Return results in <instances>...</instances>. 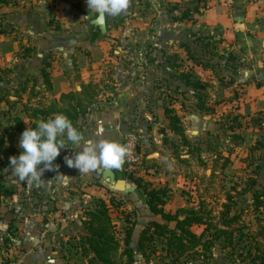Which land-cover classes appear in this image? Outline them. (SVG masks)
<instances>
[{
  "label": "crops",
  "instance_id": "crops-1",
  "mask_svg": "<svg viewBox=\"0 0 264 264\" xmlns=\"http://www.w3.org/2000/svg\"><path fill=\"white\" fill-rule=\"evenodd\" d=\"M130 1L132 2V18L137 22L136 32L141 33L146 26L149 30L152 28L154 34L158 30H163L164 40L175 38L181 43L188 44V36L197 33L190 28L198 30L207 28V36L210 40H216V31L220 29L221 22L225 23L224 31L229 39L223 43L228 53L235 57V64L232 62L231 64L244 67L239 78L235 80V82L244 83L239 106L255 111L264 110V0H233L232 7L223 18L220 0ZM0 6L5 8V22L9 26V30L6 29V32L0 35L9 36L16 30L20 31L23 36L22 44H25L27 49H31V55L27 58L40 50L48 51L46 54L51 53V66L48 69L54 97L58 98L59 95L68 91H80L82 84L91 83L93 85L92 94L96 103L92 105L97 106L94 108V105L91 108V105L88 113L79 122L84 139H105L120 143L124 134V120L126 119L124 114H133L136 108L144 109L145 104L141 107L138 101L134 102L136 98L132 97V93L127 90L130 84L113 90L100 89L102 83L105 80L109 82L110 79H106V75L101 72L96 74L97 65H102L103 59H91L86 55L89 52L93 55L99 49L107 48L109 43L98 39V34H101L96 27L90 24V11L86 0H65L59 4H54L50 0H7ZM145 7H148L150 11L148 16L142 15L141 9ZM239 17L242 18L241 22L237 21ZM84 18L87 23L84 22ZM162 19L164 25L160 27L159 20ZM105 20L107 27L108 21ZM206 20L207 23H205ZM177 24L180 25V31L173 30ZM197 35L200 34L197 33ZM151 44L152 46L157 45L154 42ZM215 44V50L219 51L220 43ZM137 76H134L130 82H140V75ZM117 78L114 76L110 80L118 82ZM74 79L76 85L74 89H71L69 83ZM228 80L233 82L231 79ZM87 116H90L88 123L85 121ZM185 118L187 120L185 133L187 135L189 132L198 133L196 125L198 121L192 122L188 119V115ZM201 126H203L202 129H214L216 123L208 125L203 123ZM100 127H103V133L97 136L96 133ZM252 129L255 131L254 138L257 139L258 135L263 137L261 150L255 156L251 155L250 161L244 160L245 164L242 167H239L242 163L239 161V156L235 153L230 154L228 168L230 174L227 178L234 182H230L228 189H247L245 179L250 172L256 167L259 177L264 171V128L253 127ZM79 150V148L73 149L67 152V156L74 158L75 152ZM155 154L153 155L155 157L148 154L146 158L152 156L150 162L147 161L146 166L139 167L131 176L111 169L115 174L114 183L103 179L99 173L102 169L84 174L79 173L76 168H69L66 164L57 171L46 170L42 175L43 182L39 186L33 185L31 190L26 187L25 182H22L21 195L23 198L20 205L13 203L10 206V212L5 217L7 233L1 237L0 243L2 239L7 238V248L0 250V264H65L66 261L63 259L76 255L73 246L84 234L83 210L93 198H102L105 201H108L110 196L115 198L118 206L112 209V213H116L118 217L120 213L131 215L135 223L134 240H137L140 229L148 221L164 223L165 221L159 215H153L148 210L142 188L137 187L133 178L171 188L169 200L164 205V209L171 213L184 208L197 209L199 199L195 194L199 196L202 193L203 182L206 181L209 173L218 174L220 171L213 170L208 164L209 168L204 169L199 165H194L195 163L191 160L187 161L186 167L181 168L177 176L183 183L181 184L182 189L186 188V191L178 192L169 185L171 180L168 175L153 165L161 163V155ZM37 167L42 168L39 165ZM172 176L175 174L173 173ZM218 178L217 182L212 184L213 188L210 189H225L221 187V174ZM193 185H195L194 189H198L197 192L188 191V187L193 188ZM222 202L218 206L204 204L217 219L222 209ZM248 207L251 211L252 205ZM246 208L239 207L238 210L247 211ZM261 213L259 218L263 219H253L254 215H252L246 219L240 217L238 222L252 226H264V211ZM9 215L12 217H8ZM16 215L19 217L16 218ZM168 224L169 226L174 225L173 222ZM201 227V225H194L191 230L199 233ZM0 230L2 231L1 226Z\"/></svg>",
  "mask_w": 264,
  "mask_h": 264
},
{
  "label": "rangeland",
  "instance_id": "rangeland-1",
  "mask_svg": "<svg viewBox=\"0 0 264 264\" xmlns=\"http://www.w3.org/2000/svg\"><path fill=\"white\" fill-rule=\"evenodd\" d=\"M63 1L65 0H61L60 2ZM220 9L223 18L230 8L221 3ZM141 10L142 15L146 14L148 16L150 12L148 7ZM4 11L5 8L0 6V23L5 29H8L9 26L5 22ZM106 19L108 21L107 32L103 35L98 34V39L109 43V46L103 50L99 49L93 55H90L89 52L86 56L91 59H103V64L97 65L96 74L101 72L106 75V79H112L114 76L118 77V82L111 81L110 79L108 80L109 82H106L105 80L102 83L101 90L124 88L126 84H130L127 90L132 93V97L136 98L134 102L138 101L141 107L145 104L144 109L138 110L136 108L133 114H124L126 119L124 120L123 136L127 131L131 130H135L139 135L140 150L143 156L140 167L146 166L147 161L150 162V157L156 155L155 153L160 154L161 163L153 165L157 168L159 167L161 171L165 172V175H168L169 180H171L169 185H171L172 189L178 192L186 191V188L182 189L183 183H181V179L177 176L180 174L181 168L184 169L186 167L187 162L184 160L188 158L183 154L181 146H178L174 150L170 145V139L179 143L174 135L170 132L166 134L161 133V129H164L167 124V120L164 117V109L172 107L174 112L179 116L182 125H185L184 129L187 128V120L185 118L187 115L188 119L192 122L198 121L196 125L199 132H189L188 136L193 143L197 139L200 141V149H202L201 158L197 160L196 157H193L188 161L191 160L195 163L194 165H199L204 169L209 168L208 164L213 170L220 171L218 174L209 173L208 178L203 182L204 189H202V193L199 196L195 194L197 199H199L198 203L218 206L222 202V199L224 200L223 204L227 201V196L231 195L234 199L233 202L238 204V208L247 207V211L245 209L241 211V218L246 219L254 215L253 219H263L259 218L262 214L261 212L253 210L251 193L254 189H228L231 185L230 182H234L230 178H227L230 174L228 172L230 154L235 153L236 156H239V161L242 162L239 167H242L245 164L244 160L250 161L252 159L251 155L255 156L261 150L260 147L254 148L257 141L261 142V145L263 144L262 135H258L257 139L254 138L255 131L252 128H264L260 125L264 123V110L255 111L254 109L250 110L239 106L242 100L244 83L235 82V80L239 78L240 72L244 67H240L238 64L228 67H202L196 66L194 61H184L185 53L178 47L179 43H181L178 39L174 38L171 40L167 35L168 40H164L165 35L162 32L163 30H158L154 34L153 29L150 28L151 30H149L148 26L142 29L141 33L136 32L135 27L137 22L132 18L131 1L125 12L116 17H106ZM191 19L193 20V18ZM84 22L87 23L86 18H84ZM159 23L160 27H162L164 25L163 19L159 20ZM205 23H207V20ZM224 26L225 23L221 22L220 29L215 34L216 40L204 39L210 46L220 43L218 52L221 51L222 53L215 52L212 58L213 63H219L218 65H222V61H224L223 59H219L220 55L223 58H227L229 55L228 49L225 43H223L229 39V36L224 31ZM190 29L202 37H206L208 34L207 28H200L199 30L195 28ZM173 30L180 31V25L174 26ZM197 33L188 36V44L194 49L196 55L206 60L209 58V55H202V50L194 43ZM22 39L23 36L18 30L9 36L5 34L0 35V89L6 93V99L8 100V102L6 100L5 102H0V226L2 227L0 239L7 233L5 230V217L10 212V206L13 203L19 206L23 198L21 195L22 182H19L12 175V169L9 164V157L15 156L8 152V137L11 134L10 129L13 117L18 116L27 124L28 109L42 106L52 99H56L53 96L55 94L54 91H51L52 89L45 90L43 77L40 74L42 69L41 61H43L48 51L40 50L32 57L27 58L24 56L27 47L24 46L25 44H22ZM152 42L157 45L152 46ZM149 47H152V49H149ZM167 58L168 61L169 58H172V68L165 69L162 66V62ZM181 71L189 72L193 77L201 78L205 83L206 89L202 93L203 102L207 109H195L194 103H196V99L187 91V86L180 79ZM137 75H140L141 81L137 83L133 81L131 83V79ZM228 79L233 80V82H230ZM75 81L74 79L73 82L69 83V88H75ZM97 89L99 88L97 87ZM91 92L93 93L94 91ZM94 105L91 108L97 106L96 104ZM135 107H137L136 104ZM228 112H231L230 117L221 116L222 113ZM233 117L236 118L235 123H240L241 125L235 130L234 134L225 128V125L231 123V118ZM85 121L88 123L90 116H87ZM203 123L205 125L216 123V128L202 129L203 126L201 124L203 125ZM192 131L196 130L192 129ZM164 137L167 139L165 142H163ZM148 154H152V156L146 158ZM4 162L5 166L3 165ZM173 173L175 176H172ZM220 174L221 187H225V189H210L213 188L212 184L217 182ZM257 179L261 184H264V171ZM194 187L195 185H193V188L188 187V191L197 192L198 189H194ZM12 189L11 196H3V191H11ZM168 189L170 190L171 188ZM248 205H252L251 211ZM8 217L12 216L9 215ZM17 217L19 215H16ZM112 218L118 226L119 233H121L123 223L118 220L116 213L112 214ZM240 225H242L240 226L241 231L236 233V238L240 237L237 248H241L243 251L247 248L253 251L256 245H261L264 248V226L246 225L244 222ZM6 248L7 243L2 239L0 250L3 251ZM228 251L221 250L219 245L215 246L212 250V259L209 264H238L230 258ZM63 260L66 261L65 264H86V261L79 255ZM148 263L160 264L154 261ZM148 263H145L140 255L136 254L135 264Z\"/></svg>",
  "mask_w": 264,
  "mask_h": 264
},
{
  "label": "trees",
  "instance_id": "trees-1",
  "mask_svg": "<svg viewBox=\"0 0 264 264\" xmlns=\"http://www.w3.org/2000/svg\"><path fill=\"white\" fill-rule=\"evenodd\" d=\"M6 2L7 0H0V3ZM3 28L0 23V34L6 32V29ZM205 38L210 39L207 35L206 37L197 35L194 43L202 50V55H209V58L204 60L201 56L196 55L189 44L179 43L178 47L185 53L184 61H194L196 66L202 67L233 66L231 62H235V57L232 54H229L227 58L220 55L219 59L224 60L222 65L213 63L212 58L215 52L218 51L215 50L213 45L210 46L209 43L205 42ZM30 55L31 49L28 48L25 50L24 56L28 57ZM51 60L52 55L48 53L42 61L40 71L47 91L52 89L48 69L51 66ZM162 66L165 69L172 68V58H169V61L168 58L164 59ZM180 79L187 86V91L191 92L192 97L196 99L195 109H207L203 102L202 92L206 87L202 79L193 77L191 73L186 71H181ZM1 90L0 102H5V100L8 102L6 93ZM93 90L94 87L91 83L82 84L80 91L62 93L58 98L52 99L42 106L28 109L27 124L20 117H13L11 134L8 137V152L18 156L22 151L17 147L21 133L29 127L34 128L38 121L47 120L56 114H63L68 117L73 125L81 131L80 120L88 113L89 107L96 103L91 92ZM164 113L167 124L164 129H161V133L170 132L177 138L180 144L172 139L169 140V143L171 142L170 145L174 150L181 146L183 154L188 156V159L184 160L185 162L193 157L199 160L202 153L200 141L197 139L196 142H192L191 138L185 133L184 126L172 107L165 108ZM230 114L231 112L222 113L221 116L228 118ZM235 121L236 118L233 117L231 123L225 125L226 130L231 131L232 134L241 126L240 123H235ZM260 125L264 127V123ZM165 141H167L166 137L163 139V142ZM261 146V142L257 141L254 148H261ZM66 147L60 150L59 156L53 162L54 165H59L57 169H54L56 171L64 166V157L67 156V152L74 149L72 148L74 146L67 142ZM3 165L5 166V162ZM39 166L43 167V164ZM257 178L258 174L255 167L245 179L246 187L247 189H254L251 193L253 210L263 212L264 184H261ZM133 181L137 187L142 188L148 210L153 215H159L165 222L148 221L141 228L137 240H134L135 223L132 221L130 214H119L118 220L123 223L121 233H119L118 226L113 221L112 209L118 206L113 196L108 197V201L102 198L91 199L89 205L83 210L82 225L84 234L77 239L73 246L75 254L83 258L86 264H135L136 254H139L145 263L154 261L160 264H209L212 259V250L217 245L220 246L221 250H229L230 258L238 264H264V248L261 245H256L253 251L250 248L244 251L237 248L240 237L236 238V233L241 231L240 226L242 225L238 222L241 211L238 210V204L233 202V196H227V201L222 204L217 219L212 211L207 210L205 204L201 202L198 203L197 209L193 207L184 208L171 213L164 209V205L169 200L170 191L166 186L153 185L152 182L142 181L140 178H133ZM11 195L12 191H3L4 197ZM169 222H173L174 225L169 226ZM194 225L202 226L199 233L191 230ZM4 241L7 242V238Z\"/></svg>",
  "mask_w": 264,
  "mask_h": 264
},
{
  "label": "clouds",
  "instance_id": "clouds-1",
  "mask_svg": "<svg viewBox=\"0 0 264 264\" xmlns=\"http://www.w3.org/2000/svg\"><path fill=\"white\" fill-rule=\"evenodd\" d=\"M130 0H86L91 14H95L96 22L103 24L106 17H116L128 9ZM103 133L100 127L97 136ZM66 142L73 145L74 158L64 157L69 168L78 169L79 173L88 174L100 169H119L125 161L127 149L114 140L84 139L82 132L72 121L63 114H56L47 120H40L35 127L25 129L18 140V147L22 149L18 156L9 157L12 175L25 182L31 190L33 185L39 186L42 175L47 171L57 169L54 161L60 150L67 148ZM83 142V143H82ZM43 164L42 168L38 165Z\"/></svg>",
  "mask_w": 264,
  "mask_h": 264
},
{
  "label": "built area",
  "instance_id": "built-area-1",
  "mask_svg": "<svg viewBox=\"0 0 264 264\" xmlns=\"http://www.w3.org/2000/svg\"><path fill=\"white\" fill-rule=\"evenodd\" d=\"M50 1L54 4H59L61 0ZM220 2L229 8L232 7L233 4V0H220ZM120 144L126 147L127 155L122 166L116 170L126 176H131L137 169H139L143 160L138 133L135 130L127 131L120 141Z\"/></svg>",
  "mask_w": 264,
  "mask_h": 264
},
{
  "label": "water",
  "instance_id": "water-1",
  "mask_svg": "<svg viewBox=\"0 0 264 264\" xmlns=\"http://www.w3.org/2000/svg\"><path fill=\"white\" fill-rule=\"evenodd\" d=\"M89 18H90V24L93 25L94 27L97 28L98 32L103 35L106 33L107 31V27H106V20L104 21L103 24L97 23L96 22V16L95 14H89ZM238 22L242 21V18H238L237 19ZM99 173H101L103 179H105L107 182L109 183H114V172L112 170H100ZM148 264H152V263H148Z\"/></svg>",
  "mask_w": 264,
  "mask_h": 264
}]
</instances>
